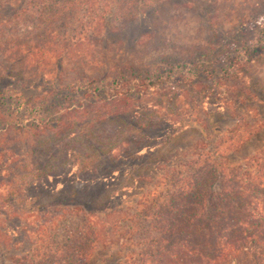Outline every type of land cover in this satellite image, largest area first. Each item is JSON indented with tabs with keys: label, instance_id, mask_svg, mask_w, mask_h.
<instances>
[{
	"label": "rangeland",
	"instance_id": "rangeland-1",
	"mask_svg": "<svg viewBox=\"0 0 264 264\" xmlns=\"http://www.w3.org/2000/svg\"><path fill=\"white\" fill-rule=\"evenodd\" d=\"M22 1L0 3L17 10ZM112 27L46 70L0 59V89L8 88L22 111L55 89L64 96H86L81 89H89L91 98L74 105L80 110L120 105L64 120L65 131L39 136L24 126L33 117L4 127L0 116V140L13 152L0 162V264L79 262L72 255L79 241L61 224L80 223V216L70 217L73 209L107 221L108 214L153 197L166 171L203 141L263 122L264 0H159L134 22ZM262 150L264 128L228 163L238 167ZM54 218L61 228L50 224ZM43 228L53 230L50 247L37 239ZM106 230L111 245L99 247L90 264L126 260L124 226Z\"/></svg>",
	"mask_w": 264,
	"mask_h": 264
},
{
	"label": "trees",
	"instance_id": "trees-1",
	"mask_svg": "<svg viewBox=\"0 0 264 264\" xmlns=\"http://www.w3.org/2000/svg\"><path fill=\"white\" fill-rule=\"evenodd\" d=\"M158 1L23 0L17 10L0 3V59L10 62L13 58L24 68L46 70L54 61L80 51L86 41L104 36L115 23L134 22ZM118 79L119 83L126 80ZM81 90L88 94L65 91L64 96L62 89H55L32 99L22 111V103L11 101L8 88L0 89V101L6 106L3 108L1 101L0 111L5 113L0 116L7 119L4 127L11 122L24 125L31 116L34 120L24 126L39 136L65 131L68 125L64 120H83L94 110L101 113L120 108L108 103L80 110L74 105L79 107L92 96L89 89ZM63 104L68 106L62 108ZM62 110L63 115L57 117ZM263 128L264 119L248 129L239 128L244 131L241 134L238 130L203 141L194 153L166 171L153 197L143 198L132 209L108 214L107 221L83 211V215L75 214V209L70 217L82 218L75 228L70 220L55 223L52 219L51 225L65 223L62 231L69 239H77L80 247L72 253L79 262L54 264H90L99 247L111 245L107 225L125 228L120 244L129 252L121 264H264V150L238 167L228 163L229 157ZM8 148L6 151L0 140L1 163L9 162L8 154L13 152ZM40 231L37 239L43 248L50 247L53 230ZM34 248L32 245L30 251L35 252Z\"/></svg>",
	"mask_w": 264,
	"mask_h": 264
}]
</instances>
